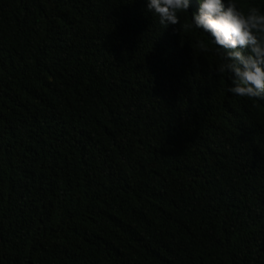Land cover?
I'll use <instances>...</instances> for the list:
<instances>
[{"label": "trees", "instance_id": "1", "mask_svg": "<svg viewBox=\"0 0 264 264\" xmlns=\"http://www.w3.org/2000/svg\"><path fill=\"white\" fill-rule=\"evenodd\" d=\"M188 23L0 0V264H264V99Z\"/></svg>", "mask_w": 264, "mask_h": 264}, {"label": "clouds", "instance_id": "2", "mask_svg": "<svg viewBox=\"0 0 264 264\" xmlns=\"http://www.w3.org/2000/svg\"><path fill=\"white\" fill-rule=\"evenodd\" d=\"M144 0V10L158 18L163 29L178 25L180 14L190 15L187 28L210 37L219 57L217 71L230 82L231 95L264 99V11L249 6L242 10L236 0ZM201 48L203 42L198 41Z\"/></svg>", "mask_w": 264, "mask_h": 264}]
</instances>
